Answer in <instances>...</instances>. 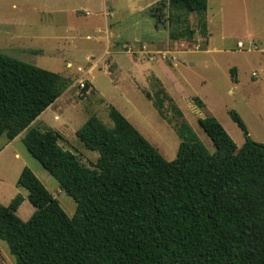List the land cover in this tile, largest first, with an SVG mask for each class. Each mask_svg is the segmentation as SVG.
<instances>
[{
	"label": "trees",
	"instance_id": "1",
	"mask_svg": "<svg viewBox=\"0 0 264 264\" xmlns=\"http://www.w3.org/2000/svg\"><path fill=\"white\" fill-rule=\"evenodd\" d=\"M166 2L167 18L159 6L152 10L157 22L168 21L172 40L195 36L191 13L209 36L208 0ZM68 85L59 72L0 52V137L13 140L25 131L28 151L76 201L69 216L29 167L21 170L17 184L34 212L27 220L17 214L22 193L0 205V239L16 264H264V142L246 135L238 147L215 116H206L198 122L215 150L185 134L182 123L177 156L168 160L110 105L112 127L94 114L76 131L98 152L91 167L60 144L58 131L32 126ZM159 90L153 103L160 114L169 100L183 115ZM230 115L246 131L238 113Z\"/></svg>",
	"mask_w": 264,
	"mask_h": 264
},
{
	"label": "rangeland",
	"instance_id": "2",
	"mask_svg": "<svg viewBox=\"0 0 264 264\" xmlns=\"http://www.w3.org/2000/svg\"><path fill=\"white\" fill-rule=\"evenodd\" d=\"M166 1L0 0V52L59 72L69 82L32 126L58 131L60 144L91 167L98 152L87 149L76 131L94 114L112 127L110 105L168 160L177 156L181 141L177 127L182 123L185 134H195L211 152L215 150L198 122L206 116H215L238 147L246 135L264 142V0H208L209 36L201 34L198 16L191 13L189 25L195 36L179 40L169 37L168 21L157 22L153 14L159 6L167 18ZM81 83L89 85L86 92ZM160 88L183 115L169 100L164 101L165 116L160 114L153 103ZM197 97L202 107L196 104ZM230 110L238 113L246 131ZM24 134L0 153V205L22 193L25 199L17 214L23 220L32 215L35 208L28 191L17 184L27 166L73 216L76 201L28 151ZM8 141L5 135L0 137V150ZM0 264H16L1 239Z\"/></svg>",
	"mask_w": 264,
	"mask_h": 264
},
{
	"label": "crops",
	"instance_id": "3",
	"mask_svg": "<svg viewBox=\"0 0 264 264\" xmlns=\"http://www.w3.org/2000/svg\"><path fill=\"white\" fill-rule=\"evenodd\" d=\"M13 6H15V5H13ZM77 11H79V10H77ZM106 10H104V12H105ZM69 64V63H68ZM20 136H21V134H19ZM18 137V136H17ZM17 137H15V138H17ZM14 138V139H15ZM14 139L13 140H9L6 144H5V146L2 148V150H0V153H1V151H3V149L5 148V147H8V146H11V144L13 143V141H14ZM9 143V144H8Z\"/></svg>",
	"mask_w": 264,
	"mask_h": 264
},
{
	"label": "built area",
	"instance_id": "4",
	"mask_svg": "<svg viewBox=\"0 0 264 264\" xmlns=\"http://www.w3.org/2000/svg\"><path fill=\"white\" fill-rule=\"evenodd\" d=\"M241 44V43H240ZM81 85L84 87L85 85H84V83H81Z\"/></svg>",
	"mask_w": 264,
	"mask_h": 264
}]
</instances>
